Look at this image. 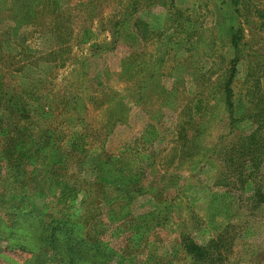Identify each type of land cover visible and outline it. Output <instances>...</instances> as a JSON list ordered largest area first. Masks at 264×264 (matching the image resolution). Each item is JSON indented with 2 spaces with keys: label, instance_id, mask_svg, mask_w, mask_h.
Masks as SVG:
<instances>
[{
  "label": "rangeland",
  "instance_id": "374dc122",
  "mask_svg": "<svg viewBox=\"0 0 264 264\" xmlns=\"http://www.w3.org/2000/svg\"><path fill=\"white\" fill-rule=\"evenodd\" d=\"M129 14L141 46L116 42ZM0 103V264H62L55 219L100 245L81 264H264L259 180L231 176L256 131L264 174V0H0ZM22 127L39 153L19 168Z\"/></svg>",
  "mask_w": 264,
  "mask_h": 264
},
{
  "label": "trees",
  "instance_id": "16d2710c",
  "mask_svg": "<svg viewBox=\"0 0 264 264\" xmlns=\"http://www.w3.org/2000/svg\"><path fill=\"white\" fill-rule=\"evenodd\" d=\"M141 22L139 19L135 17V15L129 14L127 17H124L120 21L116 23V42L121 43L123 45L127 46H141L142 45V37L143 35H140L138 32V28L141 25ZM143 34V33H142ZM239 34H235L231 38V47L234 48L235 52L239 51L240 45L238 43L239 41ZM231 65L230 67L226 70L224 74V81H223V91H224V100L228 102L229 107L231 106V100H233L232 97V85L234 83L236 73H235V64L237 63V59L233 57V59L230 61ZM8 88V87H4ZM5 97V96H4ZM6 104L10 102L8 97L5 99ZM27 100V99H26ZM27 102V101H26ZM26 105V103L24 102ZM1 105V103H0ZM23 105V104H22ZM30 105V104H29ZM262 110V109H261ZM234 115V113H232ZM263 116V111H261L260 115H257L258 118L260 116ZM260 128H264V125H260ZM22 133L21 135L12 138L9 140L8 143V152H9V158L13 166L15 167H24L28 163H30L33 159V156L38 154V148H37V141H35V135L33 136L31 131L29 129H26V127L21 128ZM257 136L258 132H254L252 135H250L248 138V144L244 146L243 142L244 140H239L241 142L239 145L238 149H242L243 152L241 154L238 151L237 156L239 159L242 160V158H250L251 165L250 171L247 172L246 170H249L245 167H243V163L239 164V167H237L235 170L231 172V176L235 178V176H238L237 178V183H239L241 180L245 179L242 181V185L245 184L247 179H252V180H259L257 183H254L256 185L257 190H255L256 197L258 199V203L263 202L264 203V174H261L260 177L258 174H260V166L259 164L261 163L262 159V144L263 141L260 143L257 142ZM247 142V141H246ZM46 176V175H45ZM260 178V179H258ZM31 181V180H30ZM236 183V184H237ZM254 185V188H255ZM225 211H227L225 209ZM28 216V215H27ZM249 219L255 218L253 215L250 216L248 215ZM30 221V224L32 225L34 223L33 219H26ZM25 220V221H26ZM23 221V219H22ZM25 221H23L21 224L24 227L25 226ZM44 221L41 220V236L44 244L47 247H52L53 250L56 252L57 257L59 258L60 262L62 264H81L79 263V258L83 262V259L87 262V257L89 256L88 253L91 251L95 252L93 253L92 258L97 257V255L101 254L100 250V245L93 243V246L89 245L88 243L82 244V241H79V237L77 235V230H76V225L73 221L68 220V219H55L50 223H43ZM251 222L248 223V227H251ZM24 223V224H23ZM29 224V223H27ZM29 224V225H30ZM59 247H63L62 250L65 251V255L62 253H59L61 250ZM20 250L25 251L27 253L33 252L34 249L30 248L29 245H24L18 247ZM204 248V247H203ZM202 247H198L194 243H189L186 246V252L192 253L197 259H199L201 262L203 260V255H207L210 258H213V255H209L208 253H205V250ZM81 250L77 252L76 250ZM67 258V259H66ZM206 258V256H205ZM91 259V256H90ZM214 261L216 259H213ZM213 260H211L213 262ZM218 262V261H216ZM205 263V262H203ZM83 264V263H82ZM209 264V263H205Z\"/></svg>",
  "mask_w": 264,
  "mask_h": 264
},
{
  "label": "crops",
  "instance_id": "0c3cea01",
  "mask_svg": "<svg viewBox=\"0 0 264 264\" xmlns=\"http://www.w3.org/2000/svg\"><path fill=\"white\" fill-rule=\"evenodd\" d=\"M136 17V16H135ZM138 19V17H136Z\"/></svg>",
  "mask_w": 264,
  "mask_h": 264
}]
</instances>
